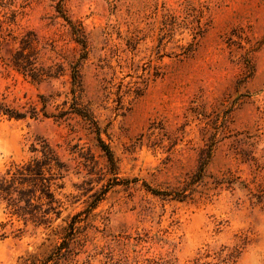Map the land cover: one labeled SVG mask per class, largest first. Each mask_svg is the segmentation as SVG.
I'll use <instances>...</instances> for the list:
<instances>
[{
  "label": "rangeland",
  "instance_id": "374dc122",
  "mask_svg": "<svg viewBox=\"0 0 264 264\" xmlns=\"http://www.w3.org/2000/svg\"><path fill=\"white\" fill-rule=\"evenodd\" d=\"M59 6L82 24L90 42L81 71L83 101L115 156L119 179L134 180L114 186L90 215L80 237L87 251L81 260L109 245L124 264H207L228 254L233 257L227 264H264V0H0V22L13 19L5 24L8 32L0 33V98L13 107L53 96L48 111L56 112L71 98V66L82 49ZM193 9L202 11L205 24L195 52L176 57L181 52L176 46L193 41L188 30H180L166 50L174 54L163 61L162 79L142 97L127 98L121 108L113 96L108 99L102 83L109 77L98 68L105 53L103 32L141 29L147 36L141 45L145 51L156 44L164 15L185 18ZM28 32L39 39L37 66L60 69L57 78L37 82L13 68L15 37ZM116 38L115 32L113 42ZM97 137L76 115L66 121L0 119V173L28 158L32 145L44 138L73 171L63 193L80 194L75 185L91 177L101 179L94 183L95 192L113 178ZM210 147L212 157L194 182L201 151ZM79 152L94 157L98 174L88 175ZM177 193L185 198H174ZM86 200L67 202L51 228L29 225L24 233L17 231L23 223L11 221L0 200V264L46 258L68 217L83 210ZM118 237L125 245L114 243ZM100 259L93 264H102Z\"/></svg>",
  "mask_w": 264,
  "mask_h": 264
},
{
  "label": "trees",
  "instance_id": "16d2710c",
  "mask_svg": "<svg viewBox=\"0 0 264 264\" xmlns=\"http://www.w3.org/2000/svg\"><path fill=\"white\" fill-rule=\"evenodd\" d=\"M58 13L70 25L74 41L82 49L79 60L71 66V98L58 105L55 108L56 112L48 111L52 100L55 99L53 96L41 95L38 104L25 103L18 107H13L4 98H0V119L24 121L46 118L66 121L72 115L81 117L91 125L97 134L99 147L108 162V172L113 175V178L94 192V183H100L101 179L91 177L83 184L75 185L81 191L80 194H64L66 179L73 173L71 166L63 159L56 146L44 138H38L32 145L28 158L22 162L11 164L0 173V200L4 203L5 213L10 220L16 219L23 223V227L18 228L17 231L24 233L29 225H32L34 229L51 228L67 210V202L75 204L82 197H87L86 207L66 220L63 235L52 252L43 260L32 264H93L97 258H101L102 264H124V258L117 259L114 248L109 245L100 251L96 250L93 254H88L83 261L81 260L82 255L87 251H83L85 244L80 241V237L88 230L89 226L86 223L90 215L99 208L114 186L122 184L128 186L134 180L121 181L119 179V168L115 156L101 137V128L93 111L83 101L81 71L91 52L88 35L81 23H74L65 15L61 6L58 8ZM12 21L13 19L8 22H0L1 36L8 32L5 24ZM182 29L188 30L193 37V41L187 46H176L181 51L176 54V57L186 58L195 52L197 39L205 33L202 11L193 9L185 18L175 14L164 15L160 22L156 44L152 48H146L145 51L141 49L142 43L147 39L143 30H128L125 34L114 28L105 30L103 32L105 43L101 48V51L105 53L99 59L98 68L109 77H105L102 83L106 97L110 99L113 96V102L120 108L123 107L127 98L142 97L151 84L164 77L163 61L166 57H171L174 54L168 53L166 50L169 44L175 41L177 32ZM115 32L118 42H113ZM15 40H19V46L11 59L15 70L37 82L43 80L44 77L57 78L60 75V69L54 72L52 66L44 69L37 66L39 39L36 34L28 32L20 39L15 37ZM147 51L149 53L141 57V54L147 53ZM60 68L62 70V67ZM212 151V147L201 151L199 173L194 182L202 177L205 167L212 157ZM72 153L76 152L72 151ZM78 158L83 159L81 163L87 169L89 176L98 174L96 161L90 153L79 152ZM149 190L154 195L160 194L150 187ZM178 194L180 193H177L174 198L181 200L185 198L184 193ZM60 195H64L66 201ZM164 195L173 196L172 193H164ZM113 240L117 246L125 245L119 237ZM232 257V254H228L226 257L219 256L216 262L207 264H227ZM147 262L159 264L150 260Z\"/></svg>",
  "mask_w": 264,
  "mask_h": 264
}]
</instances>
